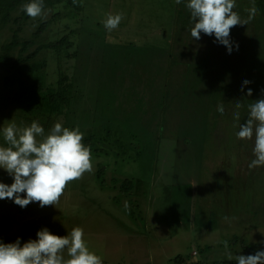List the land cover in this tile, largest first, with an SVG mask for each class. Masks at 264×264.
<instances>
[{"label": "rangeland", "instance_id": "rangeland-1", "mask_svg": "<svg viewBox=\"0 0 264 264\" xmlns=\"http://www.w3.org/2000/svg\"><path fill=\"white\" fill-rule=\"evenodd\" d=\"M71 2L48 0L44 18L0 29L1 53L21 28L18 40L32 45L13 56L36 51L47 86L68 76L66 115L24 105L0 68V130L32 121L46 134L56 122L79 127L93 170L69 182L54 206L0 200V240L24 243L42 227L58 236L81 227L104 264H236L241 250H264V167L248 168L253 141L235 135L248 105L264 96L257 74L264 73V0H254L259 13L247 29L232 30L240 51L231 57L214 37L192 39L189 11L174 0ZM236 5L247 20L250 0ZM116 13L124 19L107 31L103 21ZM65 36L75 57L59 62L44 46ZM244 80L251 83L242 89ZM0 145L7 146L2 135ZM0 182H13L2 169Z\"/></svg>", "mask_w": 264, "mask_h": 264}, {"label": "clouds", "instance_id": "clouds-1", "mask_svg": "<svg viewBox=\"0 0 264 264\" xmlns=\"http://www.w3.org/2000/svg\"><path fill=\"white\" fill-rule=\"evenodd\" d=\"M174 2L184 4L189 11L192 39L199 41L202 33L214 37L215 43L225 49L229 57L240 51L239 45L230 39L232 30L247 29L259 13L254 0H250L253 6L246 13L247 20H242L234 11L236 0ZM21 10L30 18H44V0H28ZM123 19V13L108 14L103 25L107 31H112ZM250 83L249 80L242 81V89ZM246 95H252L250 88ZM236 107L241 105L238 103ZM217 112L221 117L226 115L223 105H218ZM239 118L236 113L235 119ZM0 135L7 145H0V169L13 181L10 185L0 182V200L9 199L21 208L30 203H38L39 207L54 206L64 195L69 182L79 180L93 170L91 149L82 143L84 133L79 127L68 128L62 122H56L46 134L38 121L23 127L10 123L0 130ZM235 135L239 140L253 141L254 159L248 168L264 167V96L248 105L247 118L238 125ZM224 219L228 221L229 217ZM35 237L24 243L19 237L11 243L0 240V264H104L100 256L89 251L81 227H74L63 236L42 227ZM227 258L233 259L231 252ZM234 259L236 264H264V250L247 256L240 254Z\"/></svg>", "mask_w": 264, "mask_h": 264}, {"label": "trees", "instance_id": "trees-1", "mask_svg": "<svg viewBox=\"0 0 264 264\" xmlns=\"http://www.w3.org/2000/svg\"><path fill=\"white\" fill-rule=\"evenodd\" d=\"M66 1L72 3L71 0ZM27 2L28 0H0V29L9 24L20 25L24 21H28L30 17L25 15L21 10L22 5ZM47 3L48 0H44L45 7ZM180 6H182V4H180ZM261 8L263 9V6H261ZM18 11L21 12L20 16H14ZM178 11L179 10H177V15L181 17L184 12L178 13ZM45 25H47V23L42 25L37 32H35V37L39 35L38 33ZM20 29V27L17 28L13 33L11 41L2 46V51L0 53V68L7 75L4 78V84H16L19 90V98L23 104L35 108L41 114L48 116H65L70 106L72 96V84L67 82L69 80L68 76L63 75L55 87L47 86L43 73L45 63L37 60L36 51L31 52L25 57H22L20 54V56L15 58L13 52L16 48L19 47V52L23 53L32 45L29 41L20 42L18 40ZM71 46L70 41L67 40L65 36L56 42L46 44L44 47L54 53L56 59L60 62V60H67L71 57H75V52L71 53L69 51ZM257 74L258 80L264 82V73L257 72ZM250 99V101H253L254 98ZM129 184L128 182L124 183L123 188L126 189Z\"/></svg>", "mask_w": 264, "mask_h": 264}, {"label": "crops", "instance_id": "crops-1", "mask_svg": "<svg viewBox=\"0 0 264 264\" xmlns=\"http://www.w3.org/2000/svg\"><path fill=\"white\" fill-rule=\"evenodd\" d=\"M256 228V227H255ZM240 254H242V255H245L246 254V251H244V253H243V251L241 250V253ZM239 255V254H238ZM195 260H197L196 258H194L193 259V261H195ZM214 264H219V263H214Z\"/></svg>", "mask_w": 264, "mask_h": 264}]
</instances>
